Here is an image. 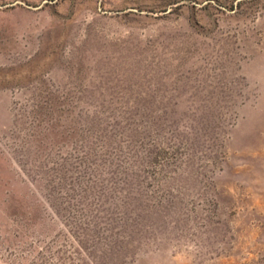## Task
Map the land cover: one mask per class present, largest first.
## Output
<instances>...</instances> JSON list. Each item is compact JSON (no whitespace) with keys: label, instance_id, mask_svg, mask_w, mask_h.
<instances>
[{"label":"rangeland","instance_id":"obj_1","mask_svg":"<svg viewBox=\"0 0 264 264\" xmlns=\"http://www.w3.org/2000/svg\"><path fill=\"white\" fill-rule=\"evenodd\" d=\"M0 264H264V0H0Z\"/></svg>","mask_w":264,"mask_h":264}]
</instances>
